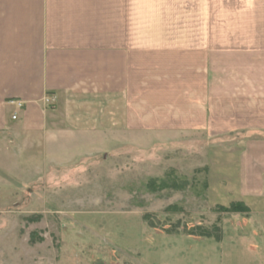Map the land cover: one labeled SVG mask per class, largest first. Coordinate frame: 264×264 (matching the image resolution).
<instances>
[{"label": "crops", "instance_id": "0c3cea01", "mask_svg": "<svg viewBox=\"0 0 264 264\" xmlns=\"http://www.w3.org/2000/svg\"><path fill=\"white\" fill-rule=\"evenodd\" d=\"M249 130L264 131V0H0L2 177L23 147L62 168L159 132L234 136L237 174L207 168V185L248 209L222 249H259L264 137Z\"/></svg>", "mask_w": 264, "mask_h": 264}, {"label": "rangeland", "instance_id": "374dc122", "mask_svg": "<svg viewBox=\"0 0 264 264\" xmlns=\"http://www.w3.org/2000/svg\"><path fill=\"white\" fill-rule=\"evenodd\" d=\"M146 138L62 168L15 151L0 174V264H264V247L222 249L221 227L236 238L243 215L231 220L236 213L222 211V194L207 185V168L213 182L226 172L234 179L231 150L243 142Z\"/></svg>", "mask_w": 264, "mask_h": 264}, {"label": "trees", "instance_id": "16d2710c", "mask_svg": "<svg viewBox=\"0 0 264 264\" xmlns=\"http://www.w3.org/2000/svg\"><path fill=\"white\" fill-rule=\"evenodd\" d=\"M222 211H225V212H231V213H247L248 212V209L246 206H244L242 203H238V202H235V203H230L228 207L224 208V207H221L220 208ZM220 230V229H219ZM218 230V231H219ZM220 232V231H219ZM189 235H193L192 233H189ZM194 236H199V237H209L210 235L209 234H204V233H200L198 235H194ZM214 239H216V241H218L219 239V236L218 237H215Z\"/></svg>", "mask_w": 264, "mask_h": 264}, {"label": "built area", "instance_id": "2783aa9c", "mask_svg": "<svg viewBox=\"0 0 264 264\" xmlns=\"http://www.w3.org/2000/svg\"><path fill=\"white\" fill-rule=\"evenodd\" d=\"M50 102H51V99H49V98H47V97L44 98V103H46V104H50ZM17 106H18V107H21L22 104H21L20 102H17ZM11 119L14 120V119H15V115L11 116Z\"/></svg>", "mask_w": 264, "mask_h": 264}]
</instances>
